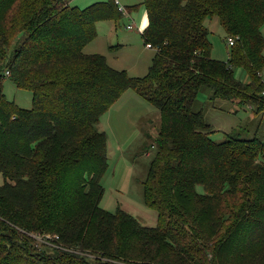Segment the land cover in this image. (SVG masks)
<instances>
[{"label":"trees","instance_id":"trees-1","mask_svg":"<svg viewBox=\"0 0 264 264\" xmlns=\"http://www.w3.org/2000/svg\"><path fill=\"white\" fill-rule=\"evenodd\" d=\"M140 34L155 54L130 77L83 50L96 24L122 20L115 0H0V79L32 93L19 108L0 85V264H264V141L215 132L210 100L264 113V0H142ZM234 40L210 57L207 22ZM241 69L245 82L238 80ZM3 73V74H2ZM127 91L159 114L142 182L154 227L100 207L108 167L101 118Z\"/></svg>","mask_w":264,"mask_h":264},{"label":"rangeland","instance_id":"rangeland-1","mask_svg":"<svg viewBox=\"0 0 264 264\" xmlns=\"http://www.w3.org/2000/svg\"><path fill=\"white\" fill-rule=\"evenodd\" d=\"M71 7L86 8L105 0H67ZM121 6L131 7L135 0H117ZM137 10L122 15L118 25L113 22L96 24L97 37L89 43L85 54H100L108 65L118 71H126L130 77L142 78L147 74L155 54L144 44L141 36V22L145 12L142 5ZM128 12V11H127ZM217 23V24H216ZM128 25L135 26L126 30ZM210 57L217 61L227 59L229 40L217 19L207 22ZM264 37V27L261 29ZM235 76L244 80L245 73L236 69ZM3 74V73H2ZM247 81V80H246ZM6 99L19 108L32 107V93L18 89L7 77L0 79ZM210 93L204 89L195 105L206 123L215 131L211 137L215 142L224 140V133L243 132L244 138L260 137L264 141V113L255 114L244 104L222 100H210ZM100 130L107 135L108 167L101 179L104 195L100 207L114 212L117 207L137 219L146 227H154L157 215L142 202V182L147 167L155 153L160 118L157 110L134 94L125 92L101 118ZM258 137V138H259Z\"/></svg>","mask_w":264,"mask_h":264},{"label":"built area","instance_id":"built-area-1","mask_svg":"<svg viewBox=\"0 0 264 264\" xmlns=\"http://www.w3.org/2000/svg\"><path fill=\"white\" fill-rule=\"evenodd\" d=\"M115 2H116V4H117V6H118V11L121 13V15H123V17H124V16L129 17V14H128V12H127V9H126L124 6H121V5L118 3L117 0H115ZM131 28H132L131 25H128V26L126 27L127 30H130ZM233 44H234V40L230 39V40H229V43H228V46H229V47H232ZM146 47L149 48V49H152V48L150 47V45H147ZM5 75L8 76V72H6ZM259 77H261L262 83H263V85H264V72H262V74H259ZM262 95L264 96V91L262 92Z\"/></svg>","mask_w":264,"mask_h":264},{"label":"crops","instance_id":"crops-1","mask_svg":"<svg viewBox=\"0 0 264 264\" xmlns=\"http://www.w3.org/2000/svg\"><path fill=\"white\" fill-rule=\"evenodd\" d=\"M135 1H139V0H135ZM141 2H142V0L140 1V3L139 2H131V3H138V4H132V6L129 8V7H127V6H125V4H124V7L127 9V11H128V13L130 14V13H132V12H134V11H136L137 10V6L138 5H141ZM131 16V15H130ZM129 16V17H130ZM217 24V23H216ZM115 25V24H114ZM146 25H147V18H146V13L144 12V14H143V18H142V22H141V30H140V34L142 33V31L145 29V27H146ZM115 27H116V25H115ZM132 28L130 29V30H132L135 26L133 25V26H131ZM127 30V29H126ZM237 78V77H236ZM238 80H240V81H242V82H245L246 81V78L244 79V80H241L240 78H237Z\"/></svg>","mask_w":264,"mask_h":264}]
</instances>
